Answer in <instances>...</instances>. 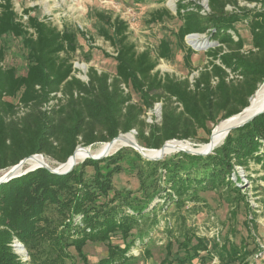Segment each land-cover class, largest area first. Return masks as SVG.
Instances as JSON below:
<instances>
[{"label": "trees", "instance_id": "1", "mask_svg": "<svg viewBox=\"0 0 264 264\" xmlns=\"http://www.w3.org/2000/svg\"><path fill=\"white\" fill-rule=\"evenodd\" d=\"M241 2L264 4V0H207L206 11L199 1L177 2L176 17L181 25L176 36L186 53L189 71L195 69L192 56L196 52L186 46V37L206 35L217 45L206 52L209 62L192 80L161 75L156 70L161 59L171 56L169 42H161L155 56L151 50L139 52L129 38L128 24L104 17L111 32L103 29L99 34L115 50L116 74L90 68L88 82H83L75 76L73 64L74 55L82 50L79 32L69 27L59 30L48 19L32 16L31 8L20 16L13 0H2L0 37L23 39L28 69L25 75H17L15 69L6 68L5 52L0 48V172L36 155L65 164L80 146L108 143L133 131L149 150H160L169 141L194 142L200 131L211 135L210 125L242 113L264 83V9L241 6ZM152 17L159 22L175 16L165 9ZM243 18L248 20L252 37L248 51L236 30ZM132 93L139 95L141 104L134 102ZM8 99L18 100V104ZM157 104L161 105V121L148 123L145 116ZM258 138L264 140V114L232 131L208 156L178 153L179 162L148 161L130 148L149 167L142 191L147 193L150 186L153 190L144 194V201L134 200L131 193H118L110 201L113 204L119 199L113 207L98 203L101 196L112 191V174L106 176L99 163L115 157L86 160V165L96 168L93 183H86L83 169L75 166L67 175L39 168L2 184L0 264H22L10 246L15 236L28 250L31 264H65L69 256L66 251L73 247L83 256L88 241L107 243L109 256L100 264L128 261L135 241L121 249L111 244V235L119 231L127 238L140 221L155 212L156 208L149 209L148 205L162 192L165 196L160 198L183 207L189 198L197 201L196 189H231L233 184L227 178L233 171L232 156L246 162L258 152ZM78 216L82 219L73 226L72 220ZM185 231L179 243L183 258L169 259V249L162 264H193L196 259L205 264L212 259L206 242L197 238L193 245V230ZM203 251L208 255L199 256ZM219 251L221 264H237L244 253L234 244H224Z\"/></svg>", "mask_w": 264, "mask_h": 264}, {"label": "rangeland", "instance_id": "2", "mask_svg": "<svg viewBox=\"0 0 264 264\" xmlns=\"http://www.w3.org/2000/svg\"><path fill=\"white\" fill-rule=\"evenodd\" d=\"M178 1L180 0H13V3L20 16L24 15L25 9L31 8L32 16L48 19L59 30L69 27L79 32L82 50L74 55L73 64L76 70L75 76L83 82H88L87 73L90 68H95L99 73H108L112 76L116 74L115 50L99 34L103 29L111 32L104 17L125 21L129 27V38L139 52L151 50L155 56L161 42H169L171 56L168 60L161 59L156 70L161 75L168 74L177 79L189 77L192 80L198 75V70L208 64L206 52L217 45L210 42L206 35L186 37V46L196 52L192 56L195 69L193 72L189 71L185 63L186 53L179 46L176 36L181 25V21L176 17ZM186 1H199L208 11L207 0ZM240 5L264 9V4L261 3L249 5L241 2ZM165 9L175 17L154 22L152 15ZM24 20H26L25 17ZM247 22L248 20L243 18V21L236 25V30L245 42L246 51L252 49V37ZM0 48L5 52L3 65L6 68L15 69L17 75H25L28 69V50L23 39L12 36L0 37ZM88 55L91 57L90 61L87 60ZM132 95L134 102L141 104L139 95L135 93ZM8 100L18 104V100ZM145 119L148 123H159L161 105L157 104L152 111L147 112ZM216 126L210 125L212 132ZM131 133L134 134L137 142L148 150L139 142L137 132ZM210 137L211 135L200 131L196 141L186 143H190L193 148L203 149L206 143L202 141L210 140ZM223 142L224 140L217 147ZM258 142L261 144L258 152L246 162L240 163L234 155L232 156L233 171L227 178V182L233 184L231 189L226 186L205 190L196 189L197 201L192 202L189 198L183 202V207L179 206L180 208L169 199L160 198L165 196V192H162L161 196L155 200L153 199L148 206L149 209L156 208L155 212L149 213L148 218L140 221L127 238H123L119 231L110 236L111 244L121 249L125 248V244L135 241L127 254L128 261L118 260L119 262L112 264H162L169 249V259L178 256L183 258L184 249L179 247V243L184 240L185 230H193L191 233L195 237L192 236L193 245L197 244V238L206 242L212 259L205 264H221L219 249L224 244L228 247L231 244L238 245L243 249L244 253L240 254L237 264H264V140L258 138ZM103 144L92 147L99 149ZM213 153L214 151L211 154ZM177 154L178 152L166 153L163 161L179 162ZM43 157L55 169L59 167L55 161ZM111 157L115 159L99 163V168L106 176L112 174L110 177L112 191L107 196H101L98 203L117 206L119 199H116L113 204L110 201L117 198L118 193H131L134 200L144 201V194H151L153 190L150 186L147 193L145 190L142 191V187L144 188L142 182L146 180L144 174L149 170L148 165L139 161L127 146L121 147L106 158ZM86 160L79 162L76 168L83 169L86 183H93L96 168L86 165ZM30 167L26 166V170L32 168ZM128 212L133 213L131 210ZM81 219L82 216L74 217L73 226H76ZM90 232V229H87V233ZM78 237V235L74 236V238ZM10 246L20 263H32L28 250L16 236L13 237ZM66 252L69 256L65 257V264H100L109 256L107 243L92 241H88L83 247V256H79L73 247ZM206 255H208L206 251L199 254V256ZM200 261L196 259L193 264H201Z\"/></svg>", "mask_w": 264, "mask_h": 264}, {"label": "bare ground", "instance_id": "3", "mask_svg": "<svg viewBox=\"0 0 264 264\" xmlns=\"http://www.w3.org/2000/svg\"><path fill=\"white\" fill-rule=\"evenodd\" d=\"M193 40V39H192ZM264 108V83L260 86V89L256 92V94L252 97L250 105L248 106L247 110L244 111L239 116L227 119L222 121L218 124L213 130V136L210 138L209 143L205 144L203 149H196L191 147L190 143H186L184 141H173L170 142L168 147L164 150H146L142 147L136 140L133 133L125 134L124 136L120 137L118 140L113 142L104 143L99 149H94L93 147H88L83 149L82 147H78L74 156L66 162L64 166H62L59 170L63 171L66 169L71 168L72 166L78 165L79 162L88 159L89 157H101V156H108L109 154L119 150L121 147L129 145V143H136L140 148L141 151L148 157H158L160 155L165 156L166 153L169 152H178L183 150L189 151H196V152H204L209 149L217 148V145L220 144L225 138L227 137L228 130L233 125L238 124L239 122L251 117L255 113L261 111ZM42 165H47L52 169L56 170L54 166H52L47 159H45L41 155H37L34 158L27 160L23 165L19 166L16 174L26 171V166H31V169L37 168ZM30 170V169H27ZM8 171V169H7ZM7 171H2L3 173L0 174V179L6 174Z\"/></svg>", "mask_w": 264, "mask_h": 264}, {"label": "water", "instance_id": "4", "mask_svg": "<svg viewBox=\"0 0 264 264\" xmlns=\"http://www.w3.org/2000/svg\"><path fill=\"white\" fill-rule=\"evenodd\" d=\"M255 94H256V93H255ZM251 99H252V98H251ZM250 102H251V100H250ZM247 108H248V107H247ZM247 108H245V109L242 111V113H244V111L247 110ZM242 113H240V114H238V115H236V116H239V115H241ZM263 114H264V108H263L261 111H259V112L255 113L254 115H252L251 117H249V118H247V119H245V120L239 122V123L236 124V125H233L232 127L229 128L227 136H228L232 131H234V130H236V129H238V128H243L244 126H246L247 124H249L250 122H252L255 118H257V117H259V116H261V115H263ZM236 116H234V117H236ZM232 118H233V117H232ZM229 119H230V118H229ZM133 132H135V131H133ZM122 136H124V134L119 135L118 137H116L115 139H113L111 142L118 140V139H119L120 137H122ZM212 136H213V132H212L210 138H212ZM209 141H210V140H209ZM170 142H173V141L166 142V143L162 146V148H161L160 150H161V151H164V150L168 147V145H169ZM128 147H129V148H132L133 150H135V151H136L137 153H139V154H140L145 160H148V161H161V160H163V159L165 158V156H163V155H160V156H158V157H148V156H146V155L141 151V148H140L136 143H129ZM82 148L85 149V147H82ZM77 149H78V148H77ZM77 149H76V150H77ZM214 149H215V148H214ZM214 149H209V150H206V151H204V152H196V151L183 150V151H178V153H185V154H188V155H194V156H208L209 154H211V153L213 152ZM76 150H75V152H76ZM75 152H74V154H75ZM74 154L68 159V161L74 156ZM36 156H37V155H36ZM41 156H42V155H41ZM34 157H35V156H31V157H29V158H26V159H24L23 161H21L18 165H16V166L12 167L11 169H9V170L6 172V174L0 179V185L5 184V183H8L9 181H11V180H13V179H15V178L21 177V176H23V175H25V174H27V173H29V172H32V171H35V170L39 169V168L46 169V170H48L49 172H51V173H53V174H57V175H67V174H69L70 172L73 171V169L75 168V166H77V165H75V166H72V167L69 168V169H66V170L61 171V170H59V169H60L62 166H64L66 163H65V164H61L60 167L57 168L56 170L52 169L51 167H49V166H47V165H42V166H39V167H37V168L30 169V170H26V171H24V172H21V173H19V174H16V171H17V169H18L19 166L23 165L27 160H29V159H31V158H34ZM106 157H108V156H101V157H96V158H95V157H89L88 159H92V160H102V159H104V158H106Z\"/></svg>", "mask_w": 264, "mask_h": 264}]
</instances>
